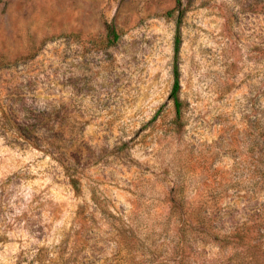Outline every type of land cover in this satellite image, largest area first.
I'll list each match as a JSON object with an SVG mask.
<instances>
[{"label":"rangeland","instance_id":"obj_1","mask_svg":"<svg viewBox=\"0 0 264 264\" xmlns=\"http://www.w3.org/2000/svg\"><path fill=\"white\" fill-rule=\"evenodd\" d=\"M6 105L19 122L64 107L82 158L76 192L0 135V264H264V0H0ZM171 196L247 235L196 226L176 249Z\"/></svg>","mask_w":264,"mask_h":264},{"label":"trees","instance_id":"obj_2","mask_svg":"<svg viewBox=\"0 0 264 264\" xmlns=\"http://www.w3.org/2000/svg\"><path fill=\"white\" fill-rule=\"evenodd\" d=\"M108 41H115L117 35L111 24L105 26ZM180 47L179 33L176 34L173 46V83L168 99L171 102L173 116L171 119V131L175 133L184 125L185 104L180 98V72L178 67V54ZM59 110V111H58ZM7 105L0 106V135L10 144L16 147H31L43 150L49 154L54 161L66 172L68 184L76 191H79V177L74 168L75 162L81 159V146L73 140V129L68 127L65 118L69 117L64 107L57 109L56 106H49L47 109L38 112L26 122H19ZM61 116L62 118H58ZM264 145V143H263ZM262 172V170H260ZM193 210L186 208L181 199L174 196L170 198L169 215L176 225L175 238L178 241L176 249L182 248L186 238L195 235V228L199 226L200 233L210 238L213 243L229 245L230 243L242 240L247 232L245 228H235L227 234H216L209 227L208 219L201 214H193ZM118 236H123L121 230H117ZM122 234V235H121Z\"/></svg>","mask_w":264,"mask_h":264}]
</instances>
